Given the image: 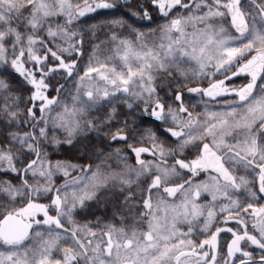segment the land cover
Returning <instances> with one entry per match:
<instances>
[{
  "label": "snow or ice",
  "instance_id": "1",
  "mask_svg": "<svg viewBox=\"0 0 264 264\" xmlns=\"http://www.w3.org/2000/svg\"><path fill=\"white\" fill-rule=\"evenodd\" d=\"M0 264H264V0H0Z\"/></svg>",
  "mask_w": 264,
  "mask_h": 264
}]
</instances>
